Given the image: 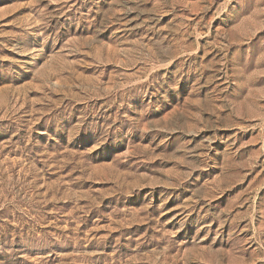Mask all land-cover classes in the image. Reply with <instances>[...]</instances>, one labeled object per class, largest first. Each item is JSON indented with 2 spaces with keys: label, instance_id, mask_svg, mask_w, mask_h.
I'll return each instance as SVG.
<instances>
[{
  "label": "rangeland",
  "instance_id": "rangeland-1",
  "mask_svg": "<svg viewBox=\"0 0 264 264\" xmlns=\"http://www.w3.org/2000/svg\"><path fill=\"white\" fill-rule=\"evenodd\" d=\"M0 264H264V0H0Z\"/></svg>",
  "mask_w": 264,
  "mask_h": 264
}]
</instances>
